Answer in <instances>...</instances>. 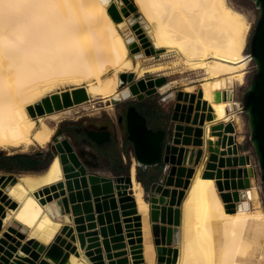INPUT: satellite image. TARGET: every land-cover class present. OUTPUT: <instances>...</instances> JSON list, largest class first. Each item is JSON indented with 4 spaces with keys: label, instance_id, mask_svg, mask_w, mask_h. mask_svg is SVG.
I'll return each mask as SVG.
<instances>
[{
    "label": "bare ground",
    "instance_id": "bare-ground-1",
    "mask_svg": "<svg viewBox=\"0 0 264 264\" xmlns=\"http://www.w3.org/2000/svg\"><path fill=\"white\" fill-rule=\"evenodd\" d=\"M113 2L121 18L112 12ZM122 3L0 0V148L28 151L48 145L56 126L47 114L73 112L94 99L124 98L130 86L121 88L123 72H136V81L154 83L162 92L180 84L185 91L201 90L213 112L204 125L205 154L209 139L218 138L213 124L234 121L239 131L245 128L236 88L248 81L254 60L246 49L252 28L247 12L234 0H134L139 9L129 14ZM145 46L149 54L141 57ZM157 57L161 60L154 63L143 60ZM149 71L163 72L148 78ZM66 92L73 104L58 108ZM239 139L244 142L246 135L241 133ZM205 154L187 187L179 239L172 244L177 253L170 255L175 257L170 264H264V205L255 155L246 152L252 185L242 189V198L233 204L225 201L217 177L205 176ZM137 164L132 165L131 188L143 214L144 251L136 264H159L151 202ZM64 179L59 153L40 172L0 175V260L26 264L27 257L41 252L37 241L50 245L66 225H74V213H63L58 198L43 201L47 194L38 193ZM1 205L6 208L1 210ZM76 243L77 251L67 249L59 257L44 253L48 264H97L80 239Z\"/></svg>",
    "mask_w": 264,
    "mask_h": 264
},
{
    "label": "water",
    "instance_id": "water-1",
    "mask_svg": "<svg viewBox=\"0 0 264 264\" xmlns=\"http://www.w3.org/2000/svg\"><path fill=\"white\" fill-rule=\"evenodd\" d=\"M254 1L260 9V17L251 37V54L256 61L257 72L244 91L243 101L249 117L251 140L264 180V0ZM122 6L127 14L138 8L132 0H123ZM111 10L117 18H121L115 2L112 3ZM130 40H134V36ZM134 77L135 72H123L121 75V88L130 86L129 94L124 98L137 95L142 100L147 94L158 91L154 83L148 86L144 79L139 82L134 81ZM166 80L165 76L159 84ZM169 96L170 94L166 98ZM71 104L73 100L69 92H66L65 102L57 107L63 108ZM124 116L127 118L128 137L134 143L138 164L148 170L151 166L165 163V174L147 191V198L151 202L159 264H170L175 258L170 255L177 253L172 244L180 235L181 206L190 178L204 157V125L207 119L213 118V112L208 111L207 102H203L201 90L182 89L177 92L173 115L166 125L150 126L147 114L136 102L128 105L121 119ZM86 131L99 144L111 140L113 133L111 128L87 127ZM212 131L218 138L209 139L204 174L217 177L226 202L238 204L242 198V189L252 185L247 165L248 156L240 153L241 144L236 140L237 126L234 121L217 122L212 125ZM52 142V157L40 170L47 169L53 157L59 153L66 179L47 186L38 193L47 194L43 201L58 198L63 213H74L75 223L66 225L50 245L37 241L35 245H40L41 252L27 257L26 264H48L49 260L44 257V253L59 257L67 249L77 251L78 239L97 264H132L131 254L136 264V258L143 256L144 231L143 214L140 213L136 196L131 190L132 168L115 175L99 173L93 164L84 159L63 128L55 133ZM9 176L15 174L10 173ZM172 185L175 187H171ZM2 193L1 190L0 194ZM5 208V205H1V210ZM2 228L3 221L0 219V230ZM65 234L71 236V239ZM27 248L30 250L32 246ZM7 262L8 257L0 260V264Z\"/></svg>",
    "mask_w": 264,
    "mask_h": 264
},
{
    "label": "rangeland",
    "instance_id": "rangeland-1",
    "mask_svg": "<svg viewBox=\"0 0 264 264\" xmlns=\"http://www.w3.org/2000/svg\"><path fill=\"white\" fill-rule=\"evenodd\" d=\"M234 1L247 12L249 19L252 21V28L248 34V37H247V47H246L247 52L250 53L251 52V37L255 31L256 23L260 17V9L258 8V6L254 0H234ZM138 9H139V7L137 8V10ZM139 15H140V13L139 14L137 13L136 16H139ZM131 25H132V23H130V25L125 28V30L130 29V27H132ZM144 45H145V43H144ZM153 53H157V52H151L150 54H153ZM147 54H149V53H147L146 46H145L144 54L141 57H144ZM143 60L145 63L149 64V63H154V62L160 61L161 57H157L156 59H153V58L147 59L146 58ZM248 68H249L248 81L243 85L237 86V88H236V99L237 100H241L244 98V91L249 86L251 79L253 78V76L257 72L256 61L253 60ZM162 72L163 71H158V72L152 73L151 71H149V72H147L146 76L148 78H150V77L152 78L154 75H157L158 73H162ZM168 78H169V76H168ZM136 80H137V73L135 72L134 81H136ZM194 83L196 84L197 87H199L201 80L194 81ZM184 86H185L184 84L177 85V86L173 87L170 91H166L167 93H162L158 90L157 92H154L152 94H147V96L142 100H140L137 97V95H134L130 98H123L122 97L120 100L115 99L114 101H103V100L94 99L93 101H89L87 103V107H86V105L81 106L79 108L75 107L76 109H74L73 112L60 111L59 113H49V114H47V116H48V119L52 122V124H54L56 126L55 133L63 126V124L65 122H69V121L74 122V121L81 120L84 118L92 119V118H97L100 115H104V116L108 117L109 119L114 118L121 125L122 130H124L126 128V130L128 131L127 118H125L124 124H121L119 117L125 113V110L130 103L140 102V106H141L142 110L147 114V116L149 118L150 126H152V127L163 126V125H166L167 121H168L166 112L157 110L156 107L152 108L150 106V103L152 101H154L155 98H157L159 101H163L165 103V101H167L166 96L168 94H170L171 91L176 90V92H178L181 89H184ZM166 103H167L168 107L170 108L172 101L169 100V102H166ZM245 120H246V126L242 131H240L239 134L244 133L246 135V140L244 142H242L241 145H243V147H245V149L247 151H250L255 155L256 168H257V181H258V184H259V187L261 190L262 200H263V205H264V180L262 178L261 166L259 163V159H258L256 150H255V146H254L253 141L251 140V127H250V123H249V117L247 114L245 115ZM40 146L41 145H35L30 150L37 148V147H40ZM46 147L52 148L53 142H50L48 145H46ZM0 149H2V148H0ZM7 150H9V149H7ZM135 160H137L136 153H135L134 161ZM131 164H132L131 162L128 163V168H130ZM20 174L21 173H17L16 175L18 176ZM144 174L147 178L149 177L147 171H144ZM152 231H153V227H152ZM153 234H154V232H153ZM154 241H155V234H154ZM155 243H156V241H155ZM156 245H157V243H156ZM157 252H158V250H157ZM158 255H159V253H158ZM131 262H133L135 264L132 254H131ZM158 262H159V258L157 260V263ZM165 264H167V263H165Z\"/></svg>",
    "mask_w": 264,
    "mask_h": 264
},
{
    "label": "crops",
    "instance_id": "crops-1",
    "mask_svg": "<svg viewBox=\"0 0 264 264\" xmlns=\"http://www.w3.org/2000/svg\"><path fill=\"white\" fill-rule=\"evenodd\" d=\"M162 93H167V92H162ZM174 99L175 97L167 99V101L164 100L165 101L164 103L163 101H159L157 98H155V100L150 103V106L152 108L156 107L157 110L164 111L167 113V112H170V108L168 107L166 102H169V100L173 102ZM236 107H237V103H236ZM242 114L244 116L246 115L244 113ZM81 120H77L74 122L80 123ZM119 120H120V117H119ZM108 122L110 123L112 127L115 125L116 138H113L111 141L109 140L105 147H99L98 150H100V152H98V150H96L97 148H94V146H91V144H89L84 139H82L79 142L74 141V144L76 148L78 149V151L81 153V155L84 157V159L90 162L91 164H93L94 168H96L99 173H103L107 175H115L116 173H119V171H122V170L127 171L129 169L128 163L130 162L132 163L130 166L131 168L133 163L135 161L138 162V160L134 161L135 153H136L135 146H134L133 141L129 139L128 131L126 130V128L122 130L121 125L114 118L113 119L108 118ZM156 127H159V126H156ZM239 133L240 131L237 129L236 140L240 144H242V142L239 139V135H240ZM48 149L49 148L45 146H40V147L34 148L32 150H28V151H21V150L11 151L7 149L6 150L0 149V173L2 174L14 173L16 175L17 173H23L26 171L40 172L37 170H40L48 160ZM246 152L247 150L245 149V147L241 145L240 153L243 154ZM208 154L209 152L207 151V153L205 154L207 155V159H208ZM139 166L141 165L137 164V167ZM144 171L148 172V176H149L148 178L145 176ZM144 171L142 172V175L147 185V186L145 185V189L146 191H149L151 190L152 185L156 181H159L162 178V176L165 174L166 172L165 163H161L158 166H151L148 168V170L145 169ZM138 175H139V172H138ZM139 177L141 178L140 175ZM171 187H175V186L172 185ZM124 217L125 216H123V218ZM153 222L154 221L151 218L152 227H153ZM160 223H163V222L160 221ZM99 228H100V224H99ZM152 239L154 241L153 231H152ZM173 244L176 245L175 242ZM155 246L157 248L156 243H155ZM157 260H158V252H157Z\"/></svg>",
    "mask_w": 264,
    "mask_h": 264
},
{
    "label": "flooded vegetation",
    "instance_id": "flooded-vegetation-1",
    "mask_svg": "<svg viewBox=\"0 0 264 264\" xmlns=\"http://www.w3.org/2000/svg\"><path fill=\"white\" fill-rule=\"evenodd\" d=\"M182 90V89H181ZM160 91V90H159ZM173 91L170 92V96L166 99H169V98H174V101L171 103V107H170V112H167V122L170 121V118L172 117L173 115V111H174V106H175V103L177 101V92L176 94L174 95L172 93ZM122 116V115H121ZM121 116H120V123L121 124H124V121H125V118L126 116H124L123 119H121ZM89 127V128H96V129H106V128H111L113 133H112V138H116V127L115 125L112 127L110 125V123L108 122V118L104 115H100L98 116L97 118H92V119H88V118H84L81 120L80 123H77V122H65L63 124V126L61 128H63L65 130V132L67 133V135L70 136L71 140L73 138V143L74 141L75 142H79L81 141L82 139H84L85 141H87L89 144H91V146H94V148H97L96 150L99 149V147H105L107 145V142L105 143H102V144H99L97 142H95L94 140L91 139V137L88 135L87 131H86V128ZM160 127V126H159ZM55 135V134H54ZM53 141V139H52ZM50 141V142H52ZM46 147V146H45ZM93 148V147H92ZM54 149V142H53V147L52 148H49L48 149V160L51 159L52 157V150ZM91 149V148H89ZM93 150V149H91ZM98 152H100V150H98ZM47 160V161H48ZM132 168V167H131ZM130 169V168H129ZM141 169H142V172L145 170L143 166H141ZM37 171H41V170H37ZM124 170L122 171H119V172H123Z\"/></svg>",
    "mask_w": 264,
    "mask_h": 264
},
{
    "label": "built area",
    "instance_id": "built-area-1",
    "mask_svg": "<svg viewBox=\"0 0 264 264\" xmlns=\"http://www.w3.org/2000/svg\"><path fill=\"white\" fill-rule=\"evenodd\" d=\"M239 110H240V112L246 114V107H245L243 99L240 100Z\"/></svg>",
    "mask_w": 264,
    "mask_h": 264
},
{
    "label": "trees",
    "instance_id": "trees-1",
    "mask_svg": "<svg viewBox=\"0 0 264 264\" xmlns=\"http://www.w3.org/2000/svg\"><path fill=\"white\" fill-rule=\"evenodd\" d=\"M136 103H138L139 105H140V102H136ZM138 172H139V175L141 176V180H143L144 182L143 183H145V179H144V177H143V175H142V169H141V166H139L138 167ZM144 185H146V183L144 184ZM147 186V185H146Z\"/></svg>",
    "mask_w": 264,
    "mask_h": 264
}]
</instances>
